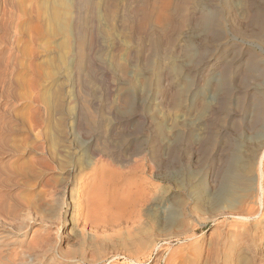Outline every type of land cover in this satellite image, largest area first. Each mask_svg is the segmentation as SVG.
<instances>
[{
	"label": "rangeland",
	"instance_id": "374dc122",
	"mask_svg": "<svg viewBox=\"0 0 264 264\" xmlns=\"http://www.w3.org/2000/svg\"><path fill=\"white\" fill-rule=\"evenodd\" d=\"M164 1L0 0V264H264L262 193L213 163L234 141L242 173L256 172L264 50L232 26L264 32V0ZM202 6L217 10L213 31ZM73 23L86 38L79 76ZM170 126L192 143L174 151L183 162L159 166ZM100 158L146 181L147 196L90 223L77 205Z\"/></svg>",
	"mask_w": 264,
	"mask_h": 264
},
{
	"label": "bare ground",
	"instance_id": "6f19581e",
	"mask_svg": "<svg viewBox=\"0 0 264 264\" xmlns=\"http://www.w3.org/2000/svg\"><path fill=\"white\" fill-rule=\"evenodd\" d=\"M225 1L227 3V0H225ZM170 3H171V0H165L164 1V4L166 7L169 6ZM110 9H111V7H110ZM106 10H108V9H106ZM112 11L113 10H111V11L109 10V13L110 12L112 13ZM209 11L210 12L204 10V6H202L200 24H201V26H203L207 29L212 27L209 30V31H211L214 28L213 26H215V27L218 26L219 18H218V14H217L216 9H212ZM238 11H239V9H238ZM110 15L111 14H109V16ZM240 15H241V13L239 14V17H240ZM161 18L164 20L169 19V15L167 13V10L161 15ZM77 20H79V19H77ZM238 25L239 26H237V25L232 26L233 27L232 30L236 33V35L238 34V35L242 36V41H243L242 43L245 45V47H247L248 49L249 48L254 49V47H255L254 51H261L262 52L264 50V48H263L264 47V32L259 30V29H255L254 26H251V24L247 20H243V22H238ZM80 28L78 27L77 24L73 23L72 35H73V39H74V41H73V43H74L73 48L74 49H73L72 56H73V61H75V63H74L75 65L73 66V72L77 76L83 74L85 71L83 69V63L82 62H84V57H83V55L85 56V53H84L85 52V48H84L85 42L84 41H86L85 40L86 38L84 36L85 33H83V31ZM216 30L217 29L215 28L214 31H216ZM216 34L217 33H215V35ZM215 35H214V37H215ZM227 37L228 36L224 37L225 38V41H224L225 45H228L229 41H230L227 39ZM205 54H206V51L203 50L200 53L198 60H197L198 70L200 71V73L201 72L204 73L208 67V64L210 63V60L206 57ZM261 75H262V78H264V67L261 70ZM186 86H188V85H186ZM254 88H255V90L259 88V90L257 91L258 94L253 97L255 99V101L251 102V104L254 107H256L260 113L259 114V120L256 122L255 133L264 135V82H263L262 86H257ZM219 89H220V87L217 84L212 85V90H213L214 94H217ZM188 91H189V88H187L186 92H188ZM185 95H186V93H183V96H185ZM185 99L186 98H183V100H185ZM81 107L79 108V111L77 114V117L79 119L82 116H84L83 115L84 109L82 111ZM167 108H168V112H170L172 105L171 104L168 105ZM87 110H88V108H87ZM89 110H91V109H89ZM208 110H209V105L205 101H200V103L197 107V111L199 113L203 114ZM88 115H90V114H88ZM81 129H83V128L81 127ZM82 141H85V140H82ZM86 142H88V141H86ZM194 142L197 145L199 144V146L202 145V143H203L202 138H200L198 141H194ZM188 143H192V140L190 138V133L187 130H185L183 128L178 133H174L172 126H170L168 128V132H167V142H166L165 147H163L164 152L159 157V161H158L159 166L162 165L164 167H169L170 165H172L174 163L183 162L184 161L183 157H175L173 154H174V151L176 149H179V148L182 149ZM234 145H235V142L231 141L228 146H226V147L224 145L221 146L222 147V149H221L222 153H220L219 157L214 158L213 163L219 164L220 169L223 168L224 171H222V172H223V174L226 175L227 178H225V179H227V181L230 185L235 183V182H239V181L244 180V182H247V187H249L251 189L253 187L252 184L255 183L257 188L255 186H254V188H256L258 192L262 193L261 194L262 196H260V195L258 196V200L260 203L264 202L263 201L264 200V187H263V183H262L263 171H264V141L261 142L258 146H256L253 149V154H252L251 160L249 162H250V164L255 165L256 172L254 173V175L252 174L250 176H246L242 173L240 166H239V163L242 162V156L236 152ZM87 146H88V144H87ZM92 146H93V144H92ZM224 150L227 151V153H223ZM91 154H92V152H91ZM100 159L99 160L96 159L95 161H93L92 163H89V165H87V167H90L93 170V173H92L93 177L92 176L91 177H92V180H94V181H92L93 184L88 185V183H86L87 180H84V184H83V186L85 188L84 194H82V197H80L81 199L79 198V203L77 205L80 209L78 214L80 213L82 215L81 217H83L84 221H86V220L90 221L91 219L92 220L93 219L94 220L95 219L100 220V218L104 217V216L110 217V215L117 213L122 208H124L126 205H128V206L132 205L133 203L139 201L138 199L144 198V196H142V195H145V197L147 196L145 194V193H147L146 192L147 188H146V184H145L146 181H143L142 183L141 182L140 183L139 182L138 183L132 182V181H129V179L127 180L126 177H122L123 174H121V173H116L114 170L107 171L105 169L106 166L103 163L98 164V163H100V161H102V159L101 160ZM103 160H104V158H103ZM88 162L89 161H87V163ZM135 168H138V166ZM92 170H90V171H92ZM85 173H87V172H85ZM222 179H223V177H222ZM121 180L124 181V184H125L124 187H120L118 185ZM88 181H91V180H88ZM92 182H90V183H92ZM225 182H226V180H225ZM230 182H233V183H230ZM255 184H253V185H255ZM137 203H139V202H137ZM75 204H77V203H75ZM247 209L249 210L251 208H247ZM251 211H253V210L251 209ZM75 217H77L76 212L75 213L73 212L72 219ZM73 221H74V219H73ZM76 221H77V219H76ZM93 221H92V223L95 222V221L94 222ZM90 223H91V221H90ZM88 225H90V224H88ZM96 225H97V223H96ZM86 226H87V224H86Z\"/></svg>",
	"mask_w": 264,
	"mask_h": 264
}]
</instances>
